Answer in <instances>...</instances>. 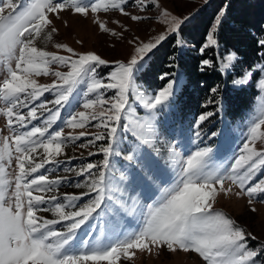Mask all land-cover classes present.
<instances>
[{
	"label": "snow or ice",
	"instance_id": "6c2138e0",
	"mask_svg": "<svg viewBox=\"0 0 264 264\" xmlns=\"http://www.w3.org/2000/svg\"><path fill=\"white\" fill-rule=\"evenodd\" d=\"M129 2L0 0V115L6 118L10 132L0 138V264H120L122 259L131 260L135 250L159 252L165 248L171 253H195L204 264H257V258L264 254V243L250 248L249 238H257L214 207L217 193H232L233 187L238 189L234 194L246 196L249 204L264 198V147H260L264 145V102L225 165L212 168L209 160L213 149L198 147L186 159L177 160L176 178L163 189L154 187L159 162L139 150L152 141L155 113L175 105L183 77L178 72L162 73L159 79L167 83L148 96L138 91L137 80L152 71V57L158 46L169 35L178 37L194 13L181 17L161 9L158 18L166 25L165 31L147 41H129L132 49L125 59H105L94 51L77 52L63 43L55 44V48L66 55L36 46L40 37L52 39L57 32L52 17L58 19L65 10L85 18L91 13L100 32L122 38L121 32L110 29L97 14L118 10L133 21L148 18L125 11ZM135 5L141 10L152 5L161 8L159 0H135ZM227 7L215 15L201 53L220 47L219 30ZM175 43L180 47L183 42L177 38ZM258 43L264 48V39ZM220 59L222 71L230 65L235 67L234 61L239 63L236 51ZM212 62L202 58L201 70ZM53 64L66 70L52 71L49 66ZM41 75L54 79L39 84L35 77ZM233 83H254L261 93L258 99L264 101V64L246 70ZM45 93L53 94L54 100H46ZM78 98L82 99L80 110L71 112ZM136 101L149 110L148 116L133 118ZM217 103V112L227 111V93ZM63 111L70 115L64 118ZM213 115L201 114L197 126ZM58 123L60 130L50 131ZM64 127H94L99 131L64 134ZM196 135L199 138V132ZM218 135L227 142L231 130L225 125L211 133L212 137ZM81 138L86 140L82 148L96 147L88 156L100 154L102 159L78 170L64 168L83 181L77 182L76 188L87 190L61 194L59 187L65 182L71 184V179L49 178L40 170L48 171L46 165L62 166L59 157L63 146ZM125 143L130 148L123 155L125 171L117 181L112 174V160L121 157V145ZM179 155L172 153L174 158ZM13 164L15 172L9 178L8 169ZM117 184H123V190ZM54 189L56 195L39 194ZM137 189L152 201L146 210L137 197L125 195ZM84 200L87 202L82 203ZM41 211L51 212L53 218L39 215ZM118 216L134 218L136 227L117 230L113 222Z\"/></svg>",
	"mask_w": 264,
	"mask_h": 264
},
{
	"label": "rangeland",
	"instance_id": "374dc122",
	"mask_svg": "<svg viewBox=\"0 0 264 264\" xmlns=\"http://www.w3.org/2000/svg\"><path fill=\"white\" fill-rule=\"evenodd\" d=\"M205 3V0H159L161 8H157L155 5L146 7L143 10L135 5V0H130L125 8V11L130 13V15H143L148 17L143 21L137 22L131 20L130 16L122 15L118 10H110L109 12H100L97 15L99 18L107 24L110 29L116 32H121L123 34L122 38L114 37L110 33L100 32L97 25L93 23V16L89 13L88 17H83L72 13L70 10H65L60 14L57 19L54 16L53 26L57 29L56 33H53L52 39L49 41L44 37H40L37 40L36 46L42 48L46 51L58 52L61 55H66L67 53L63 50H58L55 48V44L63 43L72 47L77 52L94 51L105 59H125L131 52L132 45L129 41L136 40L147 41L149 38L154 37L165 31L166 25L161 23L158 18L161 9H167L170 13L176 16H186L190 13H195L201 5ZM120 21V24L113 23V21ZM65 22H67L65 24ZM120 25L124 27L121 28ZM78 41L80 43H78ZM229 53V52H228ZM224 53L223 55H226ZM222 55V56H223ZM234 63V62H233ZM218 65L221 70V59L218 57ZM231 65L226 70H221L224 77H227L228 73L231 71ZM50 70L65 71L66 69L60 65H50ZM251 70V69H247ZM246 71V70H245ZM243 71V73L245 72ZM181 73L179 69H176L173 73ZM242 73V74H243ZM240 76L229 77L227 82L232 87H239L242 85L234 84L233 81L239 79ZM183 77V75H182ZM39 84H49L52 82L54 77L52 76H38L35 77ZM164 82L159 87L153 89H148L146 86L137 81L138 91L143 95H151L153 90L159 89L166 84ZM257 88V87H256ZM258 90V94L254 100L252 108L245 114L243 118L236 119L234 121L227 119L222 111H219L217 115L209 117L206 121L202 122L198 127L196 120L201 115L193 117L191 115H182L176 104L171 110L165 108L162 111H157L155 113V132L152 141L148 145L140 146V151L145 153H150L151 156L159 162L158 168V179L154 184L158 190L163 189L168 184H170L176 178V173L178 170L177 160L186 159L187 155L192 151H196L197 148L210 147L213 149L211 158L209 160V165L212 168L225 165L228 158L231 156L233 150L241 144L245 133L247 132L248 124L252 117L257 114L258 108L261 103L264 102L261 97V93ZM45 98L48 101L54 100V95L51 93H45ZM80 104H82V99H77L71 112L80 110ZM2 105V102H0ZM136 111L133 118L141 117L144 118L149 115V110L144 109L138 101L135 102ZM207 113V112H206ZM203 114V113H202ZM70 115L69 111H63V117L67 118ZM36 124L37 122H33ZM228 126L231 130V135L227 142L221 136L212 137V132H219L222 128ZM61 124L53 126L50 131L60 130ZM80 131H85L86 133H95L99 131L94 127H88L84 129H69L67 127L63 128L64 134L72 133L73 135H78ZM197 132H199V138L197 137ZM182 133V135H181ZM10 135L9 129L6 124V118L0 115V138ZM86 143L84 138L76 143H67L63 146V153L59 157L62 161L61 165H46L45 167L49 170L45 172L44 169L40 171L47 175L49 178L58 177H69L72 181L71 184L67 182L63 183L58 192L63 193H76L81 191H86L87 189L76 188L75 184L77 182L83 183L81 178L76 177L74 172H65L64 168H72L78 170L82 165L89 162L97 163L102 159V155L97 154L95 156H88V152L96 151L95 146H90L82 148L80 145ZM264 147V145H260ZM130 145L128 143L122 144L121 149H123L121 157H114L112 160L113 169L112 174L117 181L121 180L122 173L125 169L122 167L126 162L123 161V155L129 150ZM173 151L178 152L179 157H173ZM42 152V150H41ZM72 158V159H70ZM15 166L14 164L8 169L9 178L14 175ZM121 190H123V184H117ZM228 182H226V187ZM218 187V186H217ZM238 191L233 187L232 193H217L216 202L214 207L227 214L231 219L235 220L238 225L244 228L247 232H250L252 236L257 239L252 240L249 238L248 243L250 248L255 249L259 243H264V198L254 199L252 204L248 203V198L246 196H236L234 193ZM41 195L51 196L56 195L57 190L54 189L52 192L39 193ZM131 194L133 197H137L142 205L145 206L152 201L146 199L144 196L139 194V189L135 192L130 190L125 192V195ZM159 191H157V195ZM155 197H153L154 199ZM87 200L82 201L86 203ZM129 207L132 206V201H129ZM255 208L256 211H252ZM39 215L45 218L51 219L53 215L51 212L41 211ZM114 225L117 230L120 227H127L130 229L136 227L137 221L132 217L120 218L119 216L115 218ZM99 234V233H98ZM87 239V238H85ZM264 262V254L257 258V264H262ZM102 264H107V261L102 262ZM120 264H204L201 258L195 253H184L182 251L171 253L166 248L157 251L153 249L149 251H139L135 250V255L131 260H123Z\"/></svg>",
	"mask_w": 264,
	"mask_h": 264
},
{
	"label": "trees",
	"instance_id": "16d2710c",
	"mask_svg": "<svg viewBox=\"0 0 264 264\" xmlns=\"http://www.w3.org/2000/svg\"><path fill=\"white\" fill-rule=\"evenodd\" d=\"M225 5L228 7L219 30L220 47L201 53L206 33L215 15ZM194 14L193 20L188 22L178 37L169 35L158 46L152 57V71L137 81L148 89L157 88L166 82L159 79L162 73H173L179 69L183 75V87L175 104L180 114L197 117L202 113L215 112L217 115L220 106L217 102L227 93L229 107L222 114L232 121L243 118L252 108L258 90L254 83L251 86L232 87L227 80L240 76L257 64H264V48L258 43L264 39V0H208ZM177 38L183 42L180 47L175 43ZM232 51L237 52L239 63L234 61L236 66L231 67L228 76L224 77L219 69L218 57ZM173 57L176 59L173 60ZM202 58L212 60L211 66L201 70ZM213 88L217 89L215 93L212 92Z\"/></svg>",
	"mask_w": 264,
	"mask_h": 264
}]
</instances>
